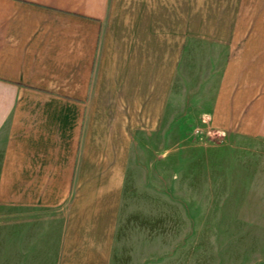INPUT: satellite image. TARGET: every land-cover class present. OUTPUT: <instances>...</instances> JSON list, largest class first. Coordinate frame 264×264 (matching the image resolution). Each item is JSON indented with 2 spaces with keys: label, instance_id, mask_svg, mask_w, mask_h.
I'll list each match as a JSON object with an SVG mask.
<instances>
[{
  "label": "crops",
  "instance_id": "crops-1",
  "mask_svg": "<svg viewBox=\"0 0 264 264\" xmlns=\"http://www.w3.org/2000/svg\"><path fill=\"white\" fill-rule=\"evenodd\" d=\"M198 130L264 139V0H0V264H206Z\"/></svg>",
  "mask_w": 264,
  "mask_h": 264
},
{
  "label": "rangeland",
  "instance_id": "rangeland-1",
  "mask_svg": "<svg viewBox=\"0 0 264 264\" xmlns=\"http://www.w3.org/2000/svg\"><path fill=\"white\" fill-rule=\"evenodd\" d=\"M173 147L179 154L174 156L175 169L205 168L203 188L195 186L189 194L193 212H197L199 203L200 213L205 217L206 264L264 261V237L259 236L264 232V139L242 140L219 131L198 130L184 141H175ZM175 192L179 193H175V198L184 193ZM251 217L255 219L252 231L255 236L233 237L232 233L246 229L249 224L246 219ZM197 241L196 237L190 239V245ZM190 250L192 259V247Z\"/></svg>",
  "mask_w": 264,
  "mask_h": 264
}]
</instances>
